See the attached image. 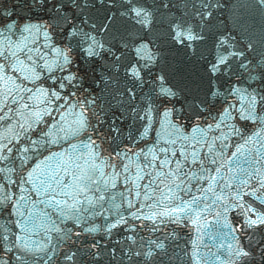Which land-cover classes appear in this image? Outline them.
<instances>
[{
  "label": "snow or ice",
  "instance_id": "obj_1",
  "mask_svg": "<svg viewBox=\"0 0 264 264\" xmlns=\"http://www.w3.org/2000/svg\"><path fill=\"white\" fill-rule=\"evenodd\" d=\"M217 7L215 0H13L9 8L0 0V127L11 133L0 136V264H78V257L160 264L168 257L160 234L174 240L204 213L225 220L231 213L222 233L232 237L230 264H253L257 252L264 262V87L255 86L264 85V55L249 59L251 44L211 30ZM137 140L145 144L139 152L118 150ZM49 144L67 146L68 159L54 153L42 166L28 155L32 145L43 155ZM245 149L249 167L226 177L225 153L231 161ZM9 189L25 194L13 203ZM106 204L127 216L107 215ZM41 232L33 241L30 233ZM94 233L103 235L89 241Z\"/></svg>",
  "mask_w": 264,
  "mask_h": 264
},
{
  "label": "water",
  "instance_id": "obj_2",
  "mask_svg": "<svg viewBox=\"0 0 264 264\" xmlns=\"http://www.w3.org/2000/svg\"><path fill=\"white\" fill-rule=\"evenodd\" d=\"M215 2L219 5L215 9V15L212 17L213 24L210 25V28L212 31H216L219 29L220 31L225 32L226 34H231L234 38H236L238 41H240L241 46L251 44L253 47L250 49H247L249 52V59L257 58L262 55H264V4L260 3V0H215ZM13 0H7V6L9 8L12 7ZM19 11V9H17ZM23 15V13H22ZM21 60H23V56L20 57ZM53 59L50 57V60ZM9 75L16 77L20 76L23 77L24 75H28L27 72H21V73H15V72H9ZM41 80H43V75H41ZM25 84L27 87L32 88L33 84L25 81ZM52 84V81H44L43 83L37 82L35 87L37 88H47L49 85ZM90 85L86 84L85 86L88 87ZM257 87H264V85H255ZM36 103V102H33ZM42 105H37L34 107L33 111H40ZM27 115V114H26ZM18 117L13 118L11 121L12 125H16ZM71 117H69V121H71ZM24 119H20V123H24ZM31 122V120H29ZM67 127V124L64 125ZM33 128H36V125L33 124ZM48 129L45 128V131ZM259 130V129H254ZM17 132H19V128L16 129ZM157 131L160 132L161 136L164 139H168V136L165 134V130H162L160 128H157ZM5 134L11 135L10 132L6 133V129L3 127H0V136H3ZM61 136L65 135V133L61 132ZM211 135V133L209 134ZM30 139L37 141L40 145H44L45 141L44 139H41L37 135H32L31 132L29 133ZM127 136V131L125 132V137ZM20 139H23V134H21ZM51 140H56V135H52L50 137ZM152 135L149 136V143L148 146H151L152 142ZM72 143H79L78 140H73ZM117 143H120V141H117ZM27 141L24 142V144L21 145V148L28 147ZM33 151L30 152L28 155L33 156L36 163H41L45 160V158L48 155L54 154V153H63V158L66 160L68 159V156L70 155L69 149L67 146L61 147L58 144H49L47 145V150H43L44 154L41 155L40 151L36 150L35 145L31 146ZM132 148L136 152H139L140 148L145 147V144L143 141H125V143H120L119 151L123 152L126 148ZM104 148L107 149L108 153H111L114 148H116V144H112L110 141L106 142L104 145ZM235 149H230V151H234ZM249 153L247 149L244 151V155L237 156L235 158H232L231 161L228 160V153H225V161H224V167L228 171H225L226 177H231L233 175H238L240 168H248L249 164L246 163V160H249ZM132 160V168L135 169L137 167L138 161L136 160L135 155H131ZM56 161H51V164H55ZM125 163L127 164L128 161L126 160ZM34 166V165H33ZM43 166V164H42ZM31 170V168H29ZM12 179H15V176L12 177ZM137 183H141V181H137ZM27 187V186H22ZM9 191H16L14 189H9ZM124 191L123 187H118L115 192H121ZM21 194L19 191H16V197L13 199V203H16V200ZM2 193H0V198H2ZM198 195V193H197ZM30 199H38L35 196H30ZM132 199L131 196H127L126 194V200ZM121 201L119 197L116 200V204H120ZM126 207V204H125ZM23 210V209H21ZM44 208L42 205L37 204L34 208H32V211L34 213H40L43 211ZM123 213L125 216H127V213H124V208L121 207L117 209L112 204H106L105 205V213L107 215H113L117 212ZM145 211H147L145 209ZM8 213H4V217H7ZM3 222V217H0V223ZM41 221L37 220V223H40ZM103 220L97 219L98 224H103ZM232 222V215L229 214V217L227 220H225L223 217L216 216L215 214L210 213H204L203 218L199 221L198 225H192L191 223L188 224L187 227H180L175 231V239L169 240L161 235V238L164 239L165 247L168 250V257L164 259V261H161L160 264H168V260L171 259L172 264H230V262L227 259V255H230V252H228L226 246L229 243H232V237L224 236L222 233H227L229 231L228 227H225V224H229ZM174 227V226H173ZM19 229H17L18 231ZM169 232L172 231V228L170 227L168 229ZM23 234V233H21ZM146 238H155L152 237L150 233L147 231H144L142 233ZM32 240L36 241L38 239H43V233L41 232L38 235L35 233H30ZM103 235V233H94L91 236L88 237L89 241H91L93 238L100 239V237ZM128 235H131V233H128ZM113 239H121L120 235H116L114 232ZM81 240H83V236L81 237ZM102 244H109V239L105 238L101 240ZM80 245V242L77 241L75 247H71V251H76V247ZM224 246V247H222ZM64 249L69 248V244H63L61 246ZM233 247H235V244L233 243ZM78 264H92V258L91 257H85L83 259H80L78 257ZM103 264H128L127 260H123V262L120 261L119 258H117L116 261L110 262V260L105 257L103 258ZM253 264H264V262L261 261V258L259 256V253H254V260Z\"/></svg>",
  "mask_w": 264,
  "mask_h": 264
}]
</instances>
